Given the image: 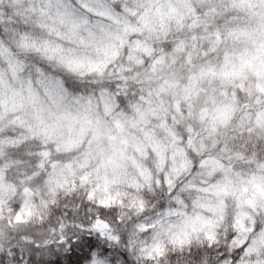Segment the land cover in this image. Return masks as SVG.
<instances>
[{
    "label": "trees",
    "instance_id": "obj_1",
    "mask_svg": "<svg viewBox=\"0 0 264 264\" xmlns=\"http://www.w3.org/2000/svg\"><path fill=\"white\" fill-rule=\"evenodd\" d=\"M263 64L264 0H0V96L10 99L8 107L0 100V227L30 232L0 254V264L139 263L129 249L128 226L139 214L169 221L165 208L172 209L166 205L173 196L166 171L157 173L150 162L156 175L149 177L143 165L150 159L130 147L138 145L143 127L126 130L135 136L128 141L116 126L140 114L158 121L151 114L158 105L150 102L173 100L158 85L165 89L162 82L174 69L184 76L179 88L191 94L192 113L187 101L183 116L174 118L182 137L200 140L206 132L201 122L214 112L229 131L253 109L248 89L254 83L264 88ZM222 69V79L206 81L209 88L187 80L193 71L217 76ZM183 118L194 134L186 133ZM259 125H249L242 139ZM262 142L242 140L239 149L247 156L232 159L242 168L240 160L264 153ZM224 146L217 147L220 153ZM207 157L192 155V169ZM235 214L228 207V219ZM255 216L259 232L264 214ZM97 217L116 226L118 238L85 231ZM62 228L70 235L68 248L52 243V232ZM225 229L216 230L213 244L169 246L153 264L264 259V246L246 255L250 239L239 244L238 233Z\"/></svg>",
    "mask_w": 264,
    "mask_h": 264
},
{
    "label": "rangeland",
    "instance_id": "obj_2",
    "mask_svg": "<svg viewBox=\"0 0 264 264\" xmlns=\"http://www.w3.org/2000/svg\"><path fill=\"white\" fill-rule=\"evenodd\" d=\"M4 52L9 54L11 51ZM172 71L167 75V81L162 82L164 83L162 87L165 89H162L159 85V89L156 88L160 91V94L162 93L166 97H169L167 94L169 91L170 96L172 95L170 98L173 100L167 105L162 103L163 97L159 96V99H151L150 102L154 103L155 106L158 105L151 113L158 118V121L147 119V117L140 114L138 118H126L116 126L117 130L122 132L127 140L131 137L133 140L135 136L125 132L126 130H133L136 133L137 130L141 131L140 126L143 127V132L141 131L137 141L133 140L134 144L138 143V145L129 144L128 146L131 145L132 149L145 153V157L150 159L148 163L145 162L143 165V169L148 171L149 177H152L153 174L156 175L151 170L150 162H152L154 168L156 167L157 173L166 171L164 174L166 175L168 193L173 196L167 200L166 206H174H171L172 209L168 210L165 208L166 216L170 217L169 221H164V218L161 219L158 213H152L144 217L139 214L140 217L138 216L128 226L127 234L132 259L134 262L139 261L137 264H153V260L161 255L160 252H164L169 246H176L181 249L186 243L207 242L213 244L216 241V230L224 228V226L226 233H238L239 236L235 238L239 244L250 239L251 243L246 255H250L256 250L259 252L260 246H264V228L259 232H254V229L258 225L255 215L264 214V174H262L264 171L260 172L264 168V153H254L248 157L249 162L240 160L244 162L242 168L232 157L241 156L244 158L247 156L245 150L239 149V143L242 144V140L260 138L264 143V127L260 128V131L252 128L255 131L246 133L247 138L245 139L240 136L242 132L245 133V131L250 130L249 125L251 124L255 125L257 122L261 124L259 126H264V88L262 89L254 83L252 85L253 90L248 89V93L254 97V100L252 96L248 97V102L251 103L249 105L253 109L247 112L248 117L246 116V119L241 118V120L230 124L229 131H227L226 126L225 130L222 129V121L214 112L205 121L202 120L201 123L204 125L201 127L206 129V132L200 137V140L193 136H188L185 139L177 128L180 118H174L178 117L177 114L183 116L184 110L181 105L187 101H189V114L192 113L191 94L179 88V86H182L184 78L182 73L174 69ZM0 73L2 74L1 70ZM225 73L223 69L217 76L209 71L207 73L205 71L194 73L193 71L187 75V80L195 85H201L202 88H209L210 85L207 86L209 81L212 82L215 79L219 81ZM242 85L243 82L238 81L237 86ZM230 95H232L230 98L234 97L235 92L233 91V94ZM0 100L8 107L10 103L8 97L1 95ZM203 104L207 105V103ZM0 106H2V103ZM203 106L200 104L198 108ZM164 110L166 113L163 112ZM203 112L200 110L202 115ZM183 120L187 124L186 133L188 135L194 134L195 129L191 126V123L187 122L185 118ZM256 132H259V134L254 136L252 133ZM220 144L228 146L224 153H220L219 148H217ZM148 149L153 151V159L150 157V153L147 152ZM192 155L197 157L205 155L208 157L202 161L198 168L193 170ZM224 158L231 159L233 162L231 160L228 162ZM155 177V180H158V177ZM145 182L149 186L151 185L150 179L146 178ZM156 184L158 186L159 183ZM29 194H31V191H29ZM228 207H234L236 211L233 219H228ZM143 209L144 206L139 211ZM97 219L107 221L104 218L97 217L85 227V231H95L101 236H107V230H95L93 228V224L97 223ZM107 222L110 224L109 221ZM110 226V233L116 236V226L112 224ZM141 233L147 235L142 236ZM29 235L28 230H24L20 234L16 225L12 228L0 227V254L6 252L10 247L18 245L23 236L28 237ZM42 236L45 238L48 235L42 234ZM116 237L118 238V236ZM51 239L54 244H61L65 248L70 246V235L64 232L63 228L57 232H52ZM156 262H158V259ZM246 264H264V259H258L251 263L246 261Z\"/></svg>",
    "mask_w": 264,
    "mask_h": 264
},
{
    "label": "water",
    "instance_id": "obj_3",
    "mask_svg": "<svg viewBox=\"0 0 264 264\" xmlns=\"http://www.w3.org/2000/svg\"><path fill=\"white\" fill-rule=\"evenodd\" d=\"M95 228L99 229V230H104V229L109 230L111 227L107 221H102V220L98 219L97 223L95 224Z\"/></svg>",
    "mask_w": 264,
    "mask_h": 264
},
{
    "label": "flooded vegetation",
    "instance_id": "obj_4",
    "mask_svg": "<svg viewBox=\"0 0 264 264\" xmlns=\"http://www.w3.org/2000/svg\"><path fill=\"white\" fill-rule=\"evenodd\" d=\"M93 226H94V224H93ZM101 227V226H100ZM109 233V232H108Z\"/></svg>",
    "mask_w": 264,
    "mask_h": 264
}]
</instances>
